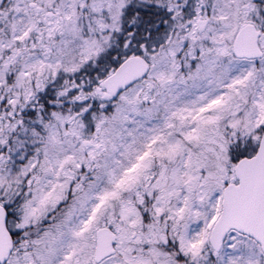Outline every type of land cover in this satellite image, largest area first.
<instances>
[{"label": "snow or ice", "instance_id": "snow-or-ice-1", "mask_svg": "<svg viewBox=\"0 0 264 264\" xmlns=\"http://www.w3.org/2000/svg\"><path fill=\"white\" fill-rule=\"evenodd\" d=\"M0 264H264V0H0Z\"/></svg>", "mask_w": 264, "mask_h": 264}]
</instances>
